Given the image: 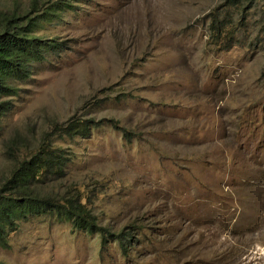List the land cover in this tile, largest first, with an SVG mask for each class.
Returning a JSON list of instances; mask_svg holds the SVG:
<instances>
[{"label": "rangeland", "instance_id": "374dc122", "mask_svg": "<svg viewBox=\"0 0 264 264\" xmlns=\"http://www.w3.org/2000/svg\"><path fill=\"white\" fill-rule=\"evenodd\" d=\"M31 1L0 0V11ZM71 3L36 29L65 48L12 80L0 186L50 139L69 159L38 188L78 193L101 224L132 237L123 250L42 213L18 221L0 261L264 264V0ZM226 8L225 36L211 37V15ZM72 116L100 125L58 134Z\"/></svg>", "mask_w": 264, "mask_h": 264}, {"label": "trees", "instance_id": "16d2710c", "mask_svg": "<svg viewBox=\"0 0 264 264\" xmlns=\"http://www.w3.org/2000/svg\"><path fill=\"white\" fill-rule=\"evenodd\" d=\"M231 5L240 0H229ZM71 0H32L26 11L15 9L0 11V121L10 107V96L14 95L13 79H23L31 72V63L45 59L47 54L57 53L65 48V42L58 37L38 35L36 29L43 21L57 18ZM233 10L213 12L209 21L216 39L224 37L231 24ZM100 122L87 118L70 117L54 125L60 135H87ZM54 130V132H55ZM36 149L22 156L0 186V246L8 245L9 233L17 228L18 221L31 215L55 214L72 222L74 229H88L101 235L103 242L108 237L120 241L123 250L132 235L111 232L101 224L87 206L83 196L76 194L56 195L38 188L43 177L63 175L69 157L59 146H52L50 139L43 138ZM122 240V241H121ZM0 264H4L0 261Z\"/></svg>", "mask_w": 264, "mask_h": 264}, {"label": "bare ground", "instance_id": "6f19581e", "mask_svg": "<svg viewBox=\"0 0 264 264\" xmlns=\"http://www.w3.org/2000/svg\"><path fill=\"white\" fill-rule=\"evenodd\" d=\"M227 239V238H226Z\"/></svg>", "mask_w": 264, "mask_h": 264}]
</instances>
